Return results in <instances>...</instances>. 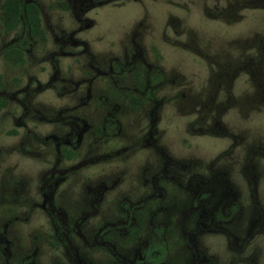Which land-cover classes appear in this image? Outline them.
<instances>
[{
    "label": "rangeland",
    "instance_id": "374dc122",
    "mask_svg": "<svg viewBox=\"0 0 264 264\" xmlns=\"http://www.w3.org/2000/svg\"><path fill=\"white\" fill-rule=\"evenodd\" d=\"M39 1L49 53L57 50L53 35L60 30L72 33L76 44L63 47L69 55L44 57L36 49L39 65H31L30 76L12 89L18 107L1 109L0 190L13 181L24 185L25 199L39 200L40 174L52 160L53 146L40 138L65 134L68 126L38 119L34 110L53 118L59 107L80 101L75 113L91 129L98 127L109 106L99 102L102 94L107 97L100 84L108 78L96 71H105L112 59L114 99L135 87L134 96L144 103L133 109L118 100L122 105L114 116L121 132L107 143L83 134L80 154L88 163L68 175L55 203L71 223L86 207L85 186L106 181L110 188L104 198L112 208L101 207L87 219L84 231L90 235L116 211L120 198L149 193L153 175L171 160L179 165L169 167L168 174L174 173L182 187L170 181L160 185L173 195L163 214L178 217L192 198L197 201L190 205L198 206L188 219L190 229L198 212L224 215L220 233L197 235L208 260L202 264H264V0H71L75 6L70 10L56 9L52 3L59 0ZM10 35L0 24V46ZM0 75L3 83L12 76L2 61ZM146 75L152 85L148 100L141 95ZM75 80L79 85L71 91L69 81ZM10 129L20 133L5 136ZM19 142L36 156L21 154L15 149ZM23 209L29 207L23 203ZM20 219L14 225L16 241L39 245L37 264H66L61 254L44 249V215L33 210ZM91 256L97 264H116L104 253ZM187 263L185 250L173 255L171 264Z\"/></svg>",
    "mask_w": 264,
    "mask_h": 264
},
{
    "label": "flooded vegetation",
    "instance_id": "af4514ba",
    "mask_svg": "<svg viewBox=\"0 0 264 264\" xmlns=\"http://www.w3.org/2000/svg\"><path fill=\"white\" fill-rule=\"evenodd\" d=\"M23 1L25 4H29L31 13L34 10L38 17V32L36 30L33 32V28L29 23L30 20L26 15L25 20L21 17L18 19L19 25L14 26L12 29L4 30L1 18L3 14L0 12L2 30L6 36L11 34L9 40L0 46V61H2L9 73H12V76L9 77V82L5 81L4 83L0 75V111L6 108L7 105L12 106V108L14 106L18 107L17 104L19 102L15 100V93L12 92V89L15 85L17 87L23 78L30 76L29 68L31 65L38 64L36 49L44 53V57L58 54L69 55V52L62 51L63 47L69 42L70 45L76 44V41L71 38L72 33L63 34V31L60 30L56 34L59 39L56 35H53L57 50H51L52 52L49 53L44 47L48 35L43 26L44 18L42 16L41 2L39 0ZM62 1L65 3L66 9L61 6L59 8L58 2H53L52 5H56V9L59 10H70L75 6V1ZM2 5L3 3L0 0V10ZM52 5H46V7L52 9L50 8ZM111 63H113L112 59L109 60L105 71H96L108 78L100 84L101 87L105 84L107 97L102 94L99 102L102 105L107 104L109 108L103 114L98 127L91 129L85 120L75 113V109L83 104L80 101L71 106L59 107L56 113L53 114L55 115L53 118L45 117L39 111L34 110L38 119L46 120L47 118L48 121L55 122L58 125L66 123L68 131L62 135L50 134L40 138L43 144L51 142L53 146L51 147L52 160L49 166L42 170L40 174L37 187L39 200L37 202L25 199L24 185L16 183V186H14L13 181L4 184L0 190V264H37L39 245H26L24 242H17L14 226L17 220L21 221L20 218L26 220V217L33 210L46 218L48 233L43 237L46 244L43 245L44 249L49 253L61 254L67 260L66 264H97L95 258L91 256L93 253H104L105 258L116 264H171L173 255L180 253L182 250L187 252V264H202L208 261L207 257L202 253L200 245H198L197 235L201 232L220 233L219 225L224 215H221V211L219 212L218 210L212 211L210 214H208V211L198 212L196 214L197 224H194V227L190 229V221L188 219H191L193 211L198 206L197 204L196 207L190 205L193 200L197 201L192 198L190 199L189 208L180 212L178 217L175 212L174 215L165 216L163 214L167 206L165 201H170L171 199L173 202V195H167L165 187L160 185L170 181L182 187L175 178L174 173L168 174L169 171H167L172 166L177 169L179 165L177 162L166 159V163L157 170L151 179L153 189L141 197L137 196L134 200H128L126 197L120 198L117 206H115L116 208L113 207L116 211L110 212L115 213L116 216L112 218L110 213L107 214V221L102 223L96 232L93 233V230H91L92 233L90 235H86L84 231L87 219L98 214L101 207L105 211L112 208L110 207L109 199L104 198L110 188L106 181L99 180L92 184L94 187H90L88 184L85 186V193L88 196L86 207L73 217L71 223L67 211L62 205H57L54 201V199L56 200L57 192L61 189L68 175L81 165L88 163V161H84L81 158L80 154L79 145L83 139V134L87 132L88 137L97 136L102 143L104 141L107 143L110 137L119 135L121 132L120 124L114 116V113L119 108L118 106L122 105L118 100L125 102L126 107L133 109H137L138 106L144 103V99L134 96L138 92L135 87L130 88L123 96H118V99H114L111 94L113 91L109 90L113 87L112 75L115 74L112 71ZM43 71V67L40 66L39 72L43 73ZM6 82L9 83L8 86ZM79 82V80L69 81L71 83V91L79 85ZM49 85L47 82L41 87ZM151 87L148 75H146L141 95L145 96L147 100V91L151 92ZM14 91L16 92L17 89ZM12 108L9 107V109ZM9 109L7 108V111ZM25 110L26 113L29 111L28 108H24ZM78 123H81V127L78 126ZM15 124L20 126L18 123ZM18 130L10 129L5 131L4 134L5 136L16 137L18 132L20 133ZM21 147L22 142H19L18 147L15 149H18L21 154L36 156L34 151L24 150ZM1 150L0 147V157L4 155ZM184 169L186 167L183 166L182 170ZM188 185L189 181L186 182L185 187L182 189L184 192H187ZM23 203L29 207L28 212L24 211ZM154 207L157 209L152 210ZM176 223H178V226ZM71 236L80 240L81 245H76L72 241ZM232 247L235 248V245H232ZM80 248L82 252L79 250ZM54 264L60 263L56 262Z\"/></svg>",
    "mask_w": 264,
    "mask_h": 264
},
{
    "label": "trees",
    "instance_id": "16d2710c",
    "mask_svg": "<svg viewBox=\"0 0 264 264\" xmlns=\"http://www.w3.org/2000/svg\"><path fill=\"white\" fill-rule=\"evenodd\" d=\"M1 2L3 5L1 6L0 12L3 14L1 15V18L4 30H9L10 28H14V26L19 25L18 19L21 17L25 20L26 15V17L30 20L29 23L33 28V32H35V30L38 32V17L34 10L31 13L29 4H25L23 0H1ZM57 2L59 7L61 6L63 9H66V5L64 6L65 3L62 0Z\"/></svg>",
    "mask_w": 264,
    "mask_h": 264
}]
</instances>
